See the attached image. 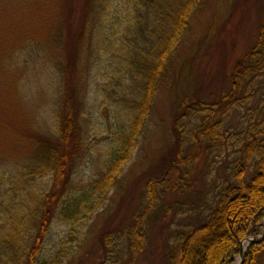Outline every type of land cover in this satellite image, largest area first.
<instances>
[{
    "label": "rangeland",
    "instance_id": "rangeland-1",
    "mask_svg": "<svg viewBox=\"0 0 264 264\" xmlns=\"http://www.w3.org/2000/svg\"><path fill=\"white\" fill-rule=\"evenodd\" d=\"M85 7L86 0H0V173L5 178L14 176L35 153L40 133L50 131L53 114L62 106L67 79L78 87L85 106L84 123L87 118V126L92 128L71 179L85 184L104 168L115 110L122 111L117 107L122 102L119 96L106 95L113 88L109 72L105 67L98 71L84 51ZM119 14L124 16L121 6L117 17ZM57 23L63 27V41L46 46L43 40H51L48 33L52 34ZM262 23L264 0H205L194 11L119 184L67 245L60 246L66 226L52 220L42 258L51 259L60 252L59 264H129L132 253L125 231L143 208L146 182L163 177L167 188L146 220L142 249L133 264H167L178 237L205 222L216 208L221 191L232 180L238 157V147L232 144L226 151L196 157L190 174L175 165L176 155L198 151L190 148L193 120L184 115L181 104L185 99L219 101L230 88L234 63L253 46ZM33 39L41 43H31ZM70 60V74L57 68ZM263 99L264 75L255 80L247 104L228 113L224 133L232 136L245 128L251 110ZM249 175L247 172L246 179ZM178 183H189V189L178 191L174 187ZM262 235L264 227L261 235L247 238ZM238 261L239 255L234 264ZM259 264H264V254Z\"/></svg>",
    "mask_w": 264,
    "mask_h": 264
},
{
    "label": "trees",
    "instance_id": "trees-1",
    "mask_svg": "<svg viewBox=\"0 0 264 264\" xmlns=\"http://www.w3.org/2000/svg\"><path fill=\"white\" fill-rule=\"evenodd\" d=\"M204 1L86 0L87 39L83 48L97 70L105 67L109 72L113 88L107 90L106 95L120 97L122 103L117 107L119 110L121 107L122 113L115 110V128L110 132L108 151L103 156L104 168L87 183H74L72 170L79 154L87 149L86 134L92 128L90 124L87 126V118L84 123L85 106L78 97V87L71 86L67 79L62 106L53 114L50 131L40 133L37 138L35 153L14 176L5 178L0 173V264L60 263V252L51 259L41 257L52 220L66 226L60 246L67 245L117 187L152 111L159 84L166 77L173 56L189 30L194 11ZM119 6L124 11L122 18L116 15ZM62 33L63 27L57 23L52 34L48 33L51 40H43V43L46 46L59 44L63 41ZM30 42L37 45L40 41ZM72 66L70 60L67 66L59 64L57 68L70 74ZM263 75L264 23L259 26L253 46L234 63L230 88L217 99L219 101L185 99L187 101L181 104L184 115L193 120L190 139L193 146L190 148L198 151L193 155H176L175 165L190 174L196 157L209 156L210 151H226L232 144L238 147V157L232 180L221 191L216 208L205 222L190 227L178 237L167 264H234L243 240L262 234L264 101L251 110L249 122L236 135H226L223 126L232 109L246 105L253 97L255 80ZM187 185L190 186L178 183L174 187L178 191L188 190ZM166 188L163 177L150 179L144 186L143 208L134 214L125 231L132 253L129 264H133L142 249L146 220ZM262 254L264 239L251 241L242 264H259Z\"/></svg>",
    "mask_w": 264,
    "mask_h": 264
},
{
    "label": "water",
    "instance_id": "water-1",
    "mask_svg": "<svg viewBox=\"0 0 264 264\" xmlns=\"http://www.w3.org/2000/svg\"><path fill=\"white\" fill-rule=\"evenodd\" d=\"M263 238H264V235H262L259 238H256L255 240L258 241V240L263 239ZM247 240L248 241H255L254 239H247ZM243 256H244V250H243V247H242V244H241V249H240V253H239V261H238V264H242Z\"/></svg>",
    "mask_w": 264,
    "mask_h": 264
},
{
    "label": "bare ground",
    "instance_id": "bare-ground-1",
    "mask_svg": "<svg viewBox=\"0 0 264 264\" xmlns=\"http://www.w3.org/2000/svg\"><path fill=\"white\" fill-rule=\"evenodd\" d=\"M246 245H247V240H245V241L242 243L243 250L245 249Z\"/></svg>",
    "mask_w": 264,
    "mask_h": 264
}]
</instances>
